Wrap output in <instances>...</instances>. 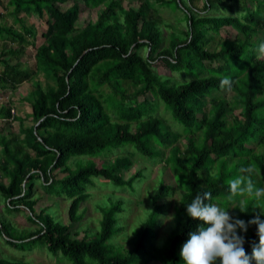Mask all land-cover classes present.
Returning a JSON list of instances; mask_svg holds the SVG:
<instances>
[{
  "label": "trees",
  "instance_id": "16d2710c",
  "mask_svg": "<svg viewBox=\"0 0 264 264\" xmlns=\"http://www.w3.org/2000/svg\"><path fill=\"white\" fill-rule=\"evenodd\" d=\"M123 1L8 0L6 8L21 27L16 32L0 22V88L16 89L34 81L30 93L34 125H22L23 139L12 133L0 138V173L8 179L7 185L0 183V196L7 212L28 208L34 214L38 200L32 195L42 182L48 196L69 200V220L78 223L79 209L91 196L90 187L106 180L132 189L143 177L142 171L128 179L123 176L134 165L133 152L111 160L105 156L99 163L92 160L117 148H134L161 161L165 149H170L172 155L166 161L182 183H161L151 198L148 219L130 239V250L112 243L123 231L119 226L120 215L125 213L123 201L102 208L101 228L93 236L81 238L70 225L44 215V210L33 217L40 225L37 230L14 236L18 229L1 217L2 208L0 233L10 246L23 251L40 242L64 264H183L182 245L203 226L187 216L185 205L197 193L210 192V203L228 211L236 205L230 216L248 225L247 232L237 229V234L244 237L250 256L259 241L256 226L248 222L260 215L264 199L229 201L227 181L246 174L241 169L252 165L254 184L264 187V57L257 53V46L264 42V0H205L208 13L204 15L194 7L195 0H188V28L169 45L162 42L164 35L153 18L150 0H142L138 9L124 8ZM153 1L160 6L169 3ZM179 4L183 6L182 0ZM97 8L95 21L82 20L87 10ZM20 14L37 15L47 23L44 42L35 54L36 71L53 78V86L43 88L35 79L36 71L20 70L18 63H12L35 46L37 36ZM223 28L237 35L222 39L220 49H214ZM159 63L190 79L177 82L158 74L154 68ZM224 77L231 80L230 88L221 86ZM129 85L137 88L133 96ZM228 92L234 93L232 101L224 95ZM148 94L152 99L145 97ZM110 96L117 101L119 97L120 106L111 107ZM141 96L144 99L139 101ZM167 113L178 124L176 128L165 120ZM0 117L6 121L17 118L7 107L0 109ZM182 137L187 141L185 151L177 145ZM71 159L77 161L75 168L68 164ZM177 190L181 194L173 236L163 247L156 246L153 240L165 207L161 201ZM241 199H248L243 207ZM0 264L30 263L0 258Z\"/></svg>",
  "mask_w": 264,
  "mask_h": 264
},
{
  "label": "rangeland",
  "instance_id": "374dc122",
  "mask_svg": "<svg viewBox=\"0 0 264 264\" xmlns=\"http://www.w3.org/2000/svg\"><path fill=\"white\" fill-rule=\"evenodd\" d=\"M142 0H124L123 7L138 9ZM167 3L164 6L157 5L153 0H150L153 6V18L158 22L160 31L162 32V42H165L169 45L174 39L181 38L182 32L187 30L188 25V10L191 9V6L188 0H182V5L179 4V0H165ZM8 0H0V22L4 25H8L14 28L16 32L20 30V24L16 23L15 17L12 15V12L6 8ZM205 0H195L194 7L199 10L203 15L207 14L205 12ZM100 8L87 10L82 14L81 18L83 21H95L97 19V14ZM210 12H214V9ZM236 12H240L239 9H236ZM215 14V13H214ZM20 17L24 19V24L27 27H32L36 31V39L34 40L35 46H30L27 48L26 55L21 58L20 61L16 59L12 60L13 64L18 63L20 70H27L34 72L36 71V59L35 54L37 48H39L44 39L42 34L47 32V23L45 20H41L37 15L26 16L25 14H20ZM237 32L231 28H223L220 32L219 37L214 41V49H220V41L222 39H235ZM176 36V37H175ZM33 41L32 38H29ZM165 45L167 46V44ZM143 55H146V50H143ZM158 62V61H157ZM156 64V63H155ZM155 72L160 75H169L174 78V81L182 82L189 80L184 78L178 73H172L167 71L164 68L162 63L157 65V68H154ZM36 80H38L43 88H48L49 86L55 85L53 78L47 76L48 74L43 71H36ZM188 74H185V76ZM190 76V75H188ZM191 77V76H190ZM34 81L24 82L19 85L16 89L1 90L0 88V109L2 107L10 108L11 111H15L16 117L14 121H5L0 117V138L2 135L8 136L9 133L17 135L20 139H23L24 136L21 133V123L25 128H29L34 125L33 120L31 119L30 114L32 113L30 93L33 91ZM127 89L130 91L131 96L137 88L134 85L127 86ZM107 93V90H106ZM226 98L229 101H232L234 98V93L228 92L225 93ZM147 99H152V96L148 94L145 96ZM111 107L120 106V98L117 101L113 96L109 97ZM144 97H139L138 100L142 101ZM112 110V109H111ZM236 109L235 111H239ZM165 120L171 125L172 128L178 126V124L172 119V115L169 113L164 114ZM171 117V119H170ZM176 128V127H175ZM177 145L180 147L181 151H185L187 148L186 137L180 138ZM117 148L105 150L99 155L98 158L92 159L95 163H99L98 160L102 157L105 159H113L117 154L128 155L130 152L134 157V165L129 172L123 174L125 179L130 178L132 174L136 171H142L143 177L135 181L133 188L130 187H117L114 184H110L106 180H101V182L95 186L90 187L88 192L90 193V198L87 202L81 205L79 209L80 221L78 223H72L69 220L67 207L69 205V200L65 197L55 198L47 195V188L43 187L42 182L38 183L37 190L32 195V199L38 200L37 206L34 207V214L28 209L24 208L20 211L7 212L5 209L4 199L0 196V208L4 212H1V217L6 219L9 223H12L14 227H17L18 232L16 235H27L31 231L37 230L39 224L34 221L33 217H38V213L44 210V215H50L53 219L59 223L70 225L71 230L77 232L80 237L84 236H93L101 228V221L103 218L102 208L108 207L116 201L124 202V211L121 216V221H119V226L123 230L119 235H117L112 243L117 247H123L124 250H130V239L134 235V232L139 229L142 223H144L153 208L152 196L156 195L161 183L166 185L176 186L180 185L181 176L175 174L172 171V167L168 165V158L171 157L172 152L170 149H165L164 157L161 161L160 159L145 157L139 154L134 148ZM256 149L259 148L256 146ZM126 152H125V151ZM2 157V148L0 146V159ZM86 162V158H79L78 161ZM86 160V161H85ZM90 161V160H89ZM76 159H71L69 165L75 168ZM234 166L229 168L232 170ZM58 177L63 175L59 172L56 174ZM0 183L5 185L8 184L7 177H4L0 173ZM181 191L177 190L175 193H172L168 198L161 201L165 205L163 216L160 217L158 222V227L156 229V236L153 240L156 246L163 247L168 243L169 239L173 236L175 228V207L179 202ZM248 200V199H246ZM244 200V201H246ZM236 206V205H235ZM232 206L229 210V215H232L234 212V207ZM15 210V209H14ZM43 215V216H44ZM40 216V217H43ZM5 221V220H3ZM52 253L48 251L46 246H43L40 242L35 243L31 248L26 251L19 250L10 246L6 237L0 233V258L5 259L9 262H20L25 261L30 264H64L59 261V258H55ZM59 257L64 260L63 255ZM68 262V261H67ZM70 264V263H67Z\"/></svg>",
  "mask_w": 264,
  "mask_h": 264
},
{
  "label": "clouds",
  "instance_id": "9594fccd",
  "mask_svg": "<svg viewBox=\"0 0 264 264\" xmlns=\"http://www.w3.org/2000/svg\"><path fill=\"white\" fill-rule=\"evenodd\" d=\"M257 53L264 57V42L257 46ZM228 77L221 79V86H231ZM255 169L252 165L242 168L241 174L227 181L228 200L236 197L252 198L256 201L264 199V187H257L252 174ZM210 192L197 193L186 206L187 216L192 220L202 222L195 232L189 234V238L182 245L180 258L183 264H264V209H260V215L250 220L248 224L257 228L258 244H253L249 256L244 248V237L237 234V229L247 232L248 225L240 219H233L229 211L215 203H210ZM241 199L240 206L243 207Z\"/></svg>",
  "mask_w": 264,
  "mask_h": 264
},
{
  "label": "crops",
  "instance_id": "0c3cea01",
  "mask_svg": "<svg viewBox=\"0 0 264 264\" xmlns=\"http://www.w3.org/2000/svg\"><path fill=\"white\" fill-rule=\"evenodd\" d=\"M12 112H13V114L15 113V111H14V110H13ZM15 115H16V114H15ZM30 115H31V114H30ZM29 117H30V116H29ZM3 120H4V119H3ZM5 121H6V120H5ZM20 125H23V123H21ZM23 126H24V125H23Z\"/></svg>",
  "mask_w": 264,
  "mask_h": 264
}]
</instances>
